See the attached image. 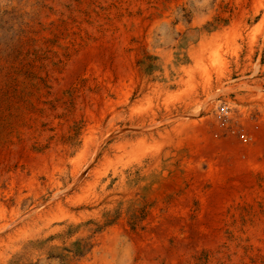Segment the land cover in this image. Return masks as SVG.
<instances>
[{
    "label": "rangeland",
    "instance_id": "rangeland-1",
    "mask_svg": "<svg viewBox=\"0 0 264 264\" xmlns=\"http://www.w3.org/2000/svg\"><path fill=\"white\" fill-rule=\"evenodd\" d=\"M263 87L264 0H0V264H264Z\"/></svg>",
    "mask_w": 264,
    "mask_h": 264
},
{
    "label": "built area",
    "instance_id": "built-area-1",
    "mask_svg": "<svg viewBox=\"0 0 264 264\" xmlns=\"http://www.w3.org/2000/svg\"><path fill=\"white\" fill-rule=\"evenodd\" d=\"M217 113L220 116H224V117L228 118V116L231 114V108H230L227 101L224 100V101H221L219 103Z\"/></svg>",
    "mask_w": 264,
    "mask_h": 264
},
{
    "label": "bare ground",
    "instance_id": "bare-ground-1",
    "mask_svg": "<svg viewBox=\"0 0 264 264\" xmlns=\"http://www.w3.org/2000/svg\"><path fill=\"white\" fill-rule=\"evenodd\" d=\"M261 91H263L264 92V87L261 89ZM260 162V161H259Z\"/></svg>",
    "mask_w": 264,
    "mask_h": 264
}]
</instances>
